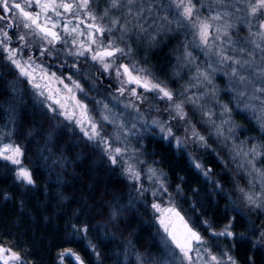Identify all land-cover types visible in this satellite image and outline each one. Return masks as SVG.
I'll list each match as a JSON object with an SVG mask.
<instances>
[{
  "label": "snow or ice",
  "instance_id": "6c2138e0",
  "mask_svg": "<svg viewBox=\"0 0 264 264\" xmlns=\"http://www.w3.org/2000/svg\"><path fill=\"white\" fill-rule=\"evenodd\" d=\"M242 29L245 34L239 35ZM171 32H182L185 37L183 51L176 49L178 68L172 73L173 78L180 79L183 69L189 72L179 88L170 87L146 59L136 58L139 45L154 44L162 33ZM195 50L202 53L203 61L194 55ZM52 61L60 75L51 71ZM0 69V80L12 77L7 80L10 97L30 88L40 115L47 116L45 123L54 122L45 132L46 145L58 128L71 126L73 134L79 129L78 134L100 153L108 170L119 169L118 176L130 197L129 207L133 199L142 200L147 210L151 194L150 208L161 237L159 250H136L135 264H240L233 254L236 244L222 246L221 239L245 240L253 252L264 251V0H0ZM217 73L227 79L229 102L219 99ZM105 76L109 79L107 95H90ZM85 84L91 87L86 89ZM233 102L254 122L258 136L238 140L236 133L241 126L232 119ZM5 103L12 113V127L5 122L0 128V161L5 163L13 184L27 192L37 186L35 174L22 162L26 145L12 139L17 134L16 105L11 99ZM118 107L123 111H117ZM109 126L111 131H107ZM42 128L30 129L28 136ZM153 129L177 150L190 144L210 148L212 138L217 147L226 150L227 159L219 154L217 158L226 168L229 163L235 167L236 199L211 175V167L199 162H194V167L213 185L212 193L227 196L236 215L222 225L214 215L206 216L199 226H193L176 203L177 198H187L181 184L173 189L168 174L157 167L162 161L150 163L148 155L156 153H147L140 143ZM181 129L183 134L178 135ZM133 139L139 146L132 143ZM188 155L194 159L191 152ZM54 163L66 168L68 161L58 156ZM239 177L245 178L246 184L241 185ZM199 192L198 187L192 189L194 196ZM3 197L11 199L8 192H3ZM121 198L113 194L111 220H117L124 211L117 203ZM19 203L25 207L22 198ZM93 206L85 198L66 219L70 235L86 237L91 228L98 227L87 221L85 207L90 210ZM190 211L199 218L208 210L203 201L194 200ZM237 216L244 225L239 233L233 231ZM13 244V240L0 242V264H34ZM88 247L95 253L97 264H103L97 246L89 243ZM134 248L126 239L123 264H130ZM75 259L85 264L79 255ZM116 264L122 262L117 259ZM246 264H256L254 255Z\"/></svg>",
  "mask_w": 264,
  "mask_h": 264
},
{
  "label": "trees",
  "instance_id": "16d2710c",
  "mask_svg": "<svg viewBox=\"0 0 264 264\" xmlns=\"http://www.w3.org/2000/svg\"><path fill=\"white\" fill-rule=\"evenodd\" d=\"M167 40L154 46L149 56L159 75L164 74L163 67L168 63L165 45L170 40ZM7 89L0 80L1 107L7 101ZM23 105L16 121L17 134L13 139L26 145L27 151L23 160L34 170L37 186L24 192L20 186L13 184L11 174L5 172V163L0 161V242L13 240L15 250L25 252L26 259L34 264H61L59 254L65 250L79 255L85 264H97L95 253L88 247L89 243L97 246V251L102 254L103 264H116L117 259L123 264L126 239H130L135 245L133 252L145 249L157 252L158 228L153 214L148 208L145 210L141 201L135 199L132 205L128 206L130 197L123 179L110 172L105 163L98 161L92 146L82 140L75 143L69 141L73 137L70 133L57 134L50 149L57 156L67 158V167L60 168L57 165L51 171L45 168L41 162L42 155L38 144L44 134L42 135L40 130L38 134L28 136V132L30 129H41V125L45 128L47 123L35 114L29 103ZM67 137H70L69 140ZM153 149L156 153L153 157L162 160L169 173L175 172L183 177L181 186L184 192L190 193L192 202L203 201L208 210L203 217L214 215L219 222L224 217L223 214H226L222 206H226L228 202H223L218 195H214L206 181L200 179L192 168L185 164V160L177 158L167 146L154 143ZM197 187L200 192L198 196H194L192 189ZM3 192H8L11 199L5 200ZM113 194L122 196L117 203L124 206V211L117 220L109 218ZM21 198L25 202L24 208L20 207ZM85 198L88 205H94L90 210L85 207L87 221L90 225L98 227L91 228L86 237L70 235L65 228L66 219L81 207ZM81 219H85L83 213ZM117 224L118 227L115 226ZM236 227L238 233L244 231L240 216L236 217ZM232 243L236 244L234 252L238 259L245 260L246 256H249L250 245L242 240ZM253 255L256 264H264V251L252 250L250 256ZM129 260L130 264H135L132 255ZM64 264L79 262L67 257L64 258Z\"/></svg>",
  "mask_w": 264,
  "mask_h": 264
},
{
  "label": "rangeland",
  "instance_id": "374dc122",
  "mask_svg": "<svg viewBox=\"0 0 264 264\" xmlns=\"http://www.w3.org/2000/svg\"><path fill=\"white\" fill-rule=\"evenodd\" d=\"M244 34H245V32L242 29L241 32L239 33V35H244ZM234 35H237V33H234ZM167 39L170 40L169 43L167 45H165V48H166L165 53H166V56L168 57V63H166V65L163 67V71H164L163 75H159L158 72H156V73H157V75L160 76L161 79H167L169 81L170 87L179 88L180 85L183 84L188 79V75H189L188 70L183 69L182 77L180 79H175L172 76L173 69L178 68L177 61H176V55H177L176 49L179 47L180 51L181 52L183 51L182 43H183L185 37H184L182 32L162 33L159 40H157L154 44H141V45H139V50H138L136 58L141 59V60L146 59L147 62L151 66H153L154 71H156L154 68L153 62L149 59L150 53L152 52L154 46H156L157 44H160V43L163 44V43L167 42L168 41ZM189 39H190V37H189ZM133 46L136 47L135 44ZM194 55L198 56L201 61L204 60V56L202 55V53H200L199 50H195ZM51 71H53V70H51ZM11 78H12L11 76H8V80H10ZM66 82H68V81H66ZM215 84L221 89V95H220L219 99L222 102H229L231 100V96L228 94L227 79L223 76V73H217L216 74ZM84 86L86 89L91 87L90 84H85ZM20 87H21L20 85H17L18 89ZM59 87H62V85H59ZM24 90L22 91V93L17 94L14 98L10 97V90L9 89H7V91H6V93H8V94L5 93L6 96L8 97L7 101L9 99H11L12 103H14L16 105V109H15V113H14L15 125H16L17 117H18L19 113L21 112V108L24 106L23 104H25V101H26L25 96H24ZM29 90L31 91L30 88H29ZM107 92H108V89L99 88V86H98L96 90L90 92V95L96 96L97 93H99V95H101V96H106ZM29 96L35 100V97L32 95V91L29 92ZM151 102L156 103V101L154 99H152ZM231 106L233 107L232 119L234 120V122L236 124L241 126L240 130L236 133L238 140H243L248 136H258L259 130L255 126L254 122H250L248 115L246 113L241 114L239 112V110H237L235 108L234 102L231 104ZM160 107H163V105H160ZM117 111H123V108L118 107ZM217 111H218V109H217ZM94 114L98 115V113H94ZM11 115H12V113H10L8 111V105L6 103L3 104L2 107L0 106V128H3L5 122H8L9 128L12 127V124L10 122V116ZM41 119H42V121L43 120L47 121V116L44 118H41ZM126 119L128 120L129 123H131V117L130 116L126 115ZM196 119H198V117ZM194 122H195V120H194ZM52 123H54V122L48 121L45 128H42V135L44 134L43 135L44 138L42 140H40L41 142L38 143L41 145V146L39 145V147H40L39 151L42 155V161L41 162L45 166V168L48 169L49 171L54 170L55 166H57V165L61 168V165L59 163H54V161L56 160V158L58 156L56 153H53L50 149L51 148L50 145H53L54 137L57 134H59V135L66 134V133L72 134L71 135V136H73V137H71L72 139L70 137H67V139L69 140V138H70L69 141L74 142V143L77 140L84 141L82 139L81 135L78 134L79 129H75V133H77V134H73V127L69 126V127L58 128L55 131V133L53 134L51 141L49 143H47V145H46L45 144V140H46L45 132L48 130V128L50 127V125ZM65 123H67V122H65ZM107 131H111L110 126L107 128ZM156 131H157L156 129H153L152 132L146 133L140 140V143H143L145 145L144 150L147 153L154 152L153 151L154 150L153 149L154 143L161 144L164 147L167 146V148L170 149L175 154V156L177 158H179V159L182 158L183 160H185V164L187 166H189L190 168H192L193 172L200 179H203L204 181H206V180L204 179L202 174L199 172V170L195 169L194 162H199V163L203 164L206 168L211 167L212 168L211 175L215 179L222 181L224 184L225 192L230 191L233 199H236V194L234 191L235 190V179H236L235 167L229 163L228 167L226 168L224 162L221 159L217 158V154H219L220 157L227 159V157L225 156L226 150H223V149L217 147L218 142L215 141L214 138L209 139V141H208L209 145H211L210 148L193 147L190 144L187 149L177 150L174 147V145L168 144L167 141H164L158 135H156ZM201 131L206 132L207 130L201 129ZM177 134L182 135L183 130L181 129V131L178 132ZM5 142H7V141H5ZM132 143L137 144V146H139L136 139H133ZM88 144L90 146H92L90 143H88ZM212 148H216V151H212ZM189 152L192 153L194 159L189 158V155H188ZM95 154H96V157L98 158V161L103 162L101 160L100 153L98 151H95ZM147 158H148L150 163L152 160H160L159 158L153 157L152 155H148ZM22 162H23L24 166L28 167V165L24 162V160H22ZM103 163H105V162H103ZM261 163H264V161H262ZM157 167L162 168L168 174V178H169V181H170L173 189L175 188L176 184H181L182 180L180 179V177H182V176L178 173H175V172L172 174L169 173L167 171L166 166L163 163V161H162V163L157 165ZM12 170L14 171V169H12ZM118 172H119V169H117L116 172H114V173L118 175ZM239 179H240L241 185L246 184L245 178L239 177ZM206 183L208 184L209 188L212 189L213 185L207 181H206ZM184 193L186 194L187 198L186 199L177 198L176 203H177L178 207L181 209L182 213L186 215V218L189 219V221L193 223V226H199V221L204 219L205 217L200 216L199 218H197V217L193 216V213L190 211L191 205L193 204L192 197H191L190 193H186V192H184ZM214 195H215V193H214ZM218 197H220L223 200V202H225V201L228 202L226 206H222L223 211H225V209H227L225 211L226 214H223L224 217L222 219H220V221L218 222L219 224L222 225V224L227 222L228 217L233 216L235 213L231 210L232 205L230 204L226 195L223 197L221 195H218ZM151 202H152V198H151V194H149L147 197V204L149 205V207H148L149 211L152 213V210L150 208ZM140 203L145 204V201L141 200ZM244 211L247 213V209H244ZM156 227L157 228L159 227L158 224H156ZM160 231L162 232V230H160ZM233 231L238 233L237 227H235L233 229ZM160 239H161V237L157 232V234H156L157 248L159 246ZM242 241L247 242L245 240H242ZM219 243L222 246H224V245L232 244V241L226 240V239H221L219 241ZM158 250H159V248H158ZM252 250L253 249L250 245V251L248 253L249 256H250V254H252ZM64 253L65 254L63 257L60 256L61 264H64V258H67V257L72 258L73 260L77 261L75 259V255H77L76 253L72 252L71 250H70V252L65 250ZM73 253L75 255H73ZM233 254L236 256L235 252ZM131 255H132L133 260H135V252L132 251ZM249 256H246L245 260H241L240 264H246V261H247Z\"/></svg>",
  "mask_w": 264,
  "mask_h": 264
},
{
  "label": "flooded vegetation",
  "instance_id": "af4514ba",
  "mask_svg": "<svg viewBox=\"0 0 264 264\" xmlns=\"http://www.w3.org/2000/svg\"><path fill=\"white\" fill-rule=\"evenodd\" d=\"M18 2H20V0H18ZM71 62L72 61H69V63H71ZM45 63L47 64V63H49V61L45 60ZM51 63L54 65L51 70L57 71V67L55 66L56 62L52 61ZM65 71H66V69H65ZM57 74L60 75L61 73L59 71H57ZM7 80H8V76H5V78L3 80H1V81L4 82L5 87L6 88L8 87V89H9V86L7 84ZM108 83H109V79L107 78V76L103 77L102 78V83L99 85V88L108 89L107 88ZM108 91H109V89H108ZM29 92H31L29 90V88H25V90H24V96H25V99H26L25 103H29V106L34 110L35 114L39 115L40 119L46 117V115L45 116H41L40 115V108L36 106L35 100L29 96Z\"/></svg>",
  "mask_w": 264,
  "mask_h": 264
}]
</instances>
